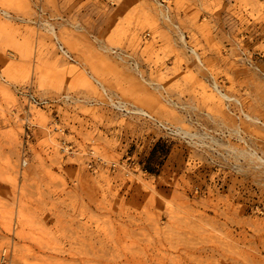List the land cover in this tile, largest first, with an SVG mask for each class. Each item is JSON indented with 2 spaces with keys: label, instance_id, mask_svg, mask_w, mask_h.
I'll return each instance as SVG.
<instances>
[{
  "label": "rangeland",
  "instance_id": "374dc122",
  "mask_svg": "<svg viewBox=\"0 0 264 264\" xmlns=\"http://www.w3.org/2000/svg\"><path fill=\"white\" fill-rule=\"evenodd\" d=\"M0 264H264V0H0Z\"/></svg>",
  "mask_w": 264,
  "mask_h": 264
},
{
  "label": "built area",
  "instance_id": "2783aa9c",
  "mask_svg": "<svg viewBox=\"0 0 264 264\" xmlns=\"http://www.w3.org/2000/svg\"><path fill=\"white\" fill-rule=\"evenodd\" d=\"M163 1H165V0H163ZM30 102L32 104L38 105V106H41V105H44L45 103H47L46 101H39V100H37L35 98H31V97H30Z\"/></svg>",
  "mask_w": 264,
  "mask_h": 264
},
{
  "label": "bare ground",
  "instance_id": "6f19581e",
  "mask_svg": "<svg viewBox=\"0 0 264 264\" xmlns=\"http://www.w3.org/2000/svg\"><path fill=\"white\" fill-rule=\"evenodd\" d=\"M142 112V111H141Z\"/></svg>",
  "mask_w": 264,
  "mask_h": 264
}]
</instances>
